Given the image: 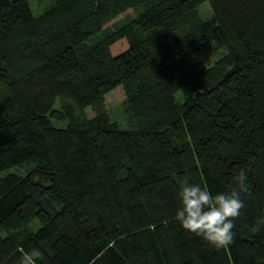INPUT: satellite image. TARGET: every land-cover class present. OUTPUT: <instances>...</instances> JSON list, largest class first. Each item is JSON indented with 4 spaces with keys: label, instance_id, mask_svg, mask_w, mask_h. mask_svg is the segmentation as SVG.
<instances>
[{
    "label": "trees",
    "instance_id": "1",
    "mask_svg": "<svg viewBox=\"0 0 264 264\" xmlns=\"http://www.w3.org/2000/svg\"><path fill=\"white\" fill-rule=\"evenodd\" d=\"M204 1L0 0V172L33 162L0 175V264H264V0ZM241 169L234 243L185 230L181 188Z\"/></svg>",
    "mask_w": 264,
    "mask_h": 264
},
{
    "label": "clouds",
    "instance_id": "2",
    "mask_svg": "<svg viewBox=\"0 0 264 264\" xmlns=\"http://www.w3.org/2000/svg\"><path fill=\"white\" fill-rule=\"evenodd\" d=\"M247 173L241 169L234 177L238 190L230 194L218 193L215 196L211 191L198 184L183 186L179 192L182 207L177 209L176 219L182 227L205 239L217 248H228L234 243V220L240 215L244 202L240 199L241 192H247ZM264 224V217L257 221V228ZM20 264H36L42 254L38 249L30 252L22 248Z\"/></svg>",
    "mask_w": 264,
    "mask_h": 264
},
{
    "label": "rangeland",
    "instance_id": "3",
    "mask_svg": "<svg viewBox=\"0 0 264 264\" xmlns=\"http://www.w3.org/2000/svg\"><path fill=\"white\" fill-rule=\"evenodd\" d=\"M31 7L34 11L35 14H39L43 12L48 6H50L52 0H29ZM199 11L202 17L210 20H215L214 12L212 10V7L209 3L208 0L204 1L200 7ZM134 12L130 13V15H133ZM128 16V15H127ZM126 16V17H127ZM225 49L223 47H216L214 43L209 44L196 54H194L192 57L193 59H202L204 60L208 65H211L214 63L216 59H218L223 53ZM115 100L113 102V106L111 108V117L115 120H117L123 127H128L129 122L126 118L127 114L124 111V104L123 101H118ZM116 103V104H115ZM53 122L55 124H66V121H60L54 119ZM33 162L32 161H27L25 163H19L12 165L0 172V175H5L7 173H17V174H25L29 168L32 166ZM30 226L35 230L40 226V222L38 220H33L30 222Z\"/></svg>",
    "mask_w": 264,
    "mask_h": 264
}]
</instances>
